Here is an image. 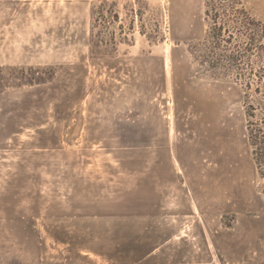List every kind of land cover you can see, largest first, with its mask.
Wrapping results in <instances>:
<instances>
[{
	"label": "rangeland",
	"instance_id": "374dc122",
	"mask_svg": "<svg viewBox=\"0 0 264 264\" xmlns=\"http://www.w3.org/2000/svg\"><path fill=\"white\" fill-rule=\"evenodd\" d=\"M206 9L0 0V264H264L245 91L200 62Z\"/></svg>",
	"mask_w": 264,
	"mask_h": 264
},
{
	"label": "trees",
	"instance_id": "16d2710c",
	"mask_svg": "<svg viewBox=\"0 0 264 264\" xmlns=\"http://www.w3.org/2000/svg\"><path fill=\"white\" fill-rule=\"evenodd\" d=\"M206 6L209 30L199 44V59L217 74L236 73L243 85L246 135L264 190V20L251 13L245 0H206ZM106 48L115 50V42Z\"/></svg>",
	"mask_w": 264,
	"mask_h": 264
}]
</instances>
